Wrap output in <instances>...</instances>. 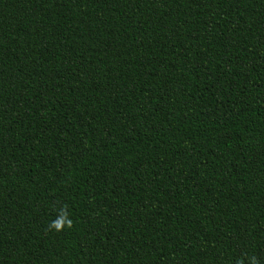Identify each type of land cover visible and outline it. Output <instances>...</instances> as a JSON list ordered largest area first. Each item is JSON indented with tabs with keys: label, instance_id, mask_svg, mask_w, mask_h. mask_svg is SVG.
Listing matches in <instances>:
<instances>
[{
	"label": "trees",
	"instance_id": "1",
	"mask_svg": "<svg viewBox=\"0 0 264 264\" xmlns=\"http://www.w3.org/2000/svg\"><path fill=\"white\" fill-rule=\"evenodd\" d=\"M264 264V0H0V264Z\"/></svg>",
	"mask_w": 264,
	"mask_h": 264
},
{
	"label": "clouds",
	"instance_id": "2",
	"mask_svg": "<svg viewBox=\"0 0 264 264\" xmlns=\"http://www.w3.org/2000/svg\"><path fill=\"white\" fill-rule=\"evenodd\" d=\"M251 264H256L254 259L251 260Z\"/></svg>",
	"mask_w": 264,
	"mask_h": 264
}]
</instances>
